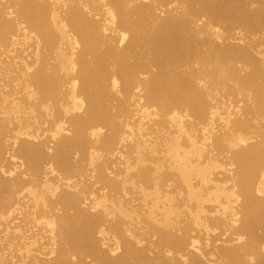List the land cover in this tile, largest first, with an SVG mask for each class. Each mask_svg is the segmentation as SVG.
I'll return each instance as SVG.
<instances>
[{"label": "bare ground", "instance_id": "6f19581e", "mask_svg": "<svg viewBox=\"0 0 264 264\" xmlns=\"http://www.w3.org/2000/svg\"><path fill=\"white\" fill-rule=\"evenodd\" d=\"M0 264H264V0H0Z\"/></svg>", "mask_w": 264, "mask_h": 264}, {"label": "rangeland", "instance_id": "374dc122", "mask_svg": "<svg viewBox=\"0 0 264 264\" xmlns=\"http://www.w3.org/2000/svg\"><path fill=\"white\" fill-rule=\"evenodd\" d=\"M232 34V33H231Z\"/></svg>", "mask_w": 264, "mask_h": 264}]
</instances>
